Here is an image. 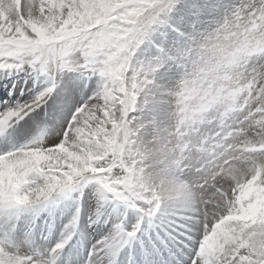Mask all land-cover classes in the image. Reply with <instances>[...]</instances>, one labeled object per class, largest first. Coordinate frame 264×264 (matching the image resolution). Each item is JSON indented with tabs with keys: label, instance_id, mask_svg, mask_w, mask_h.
Segmentation results:
<instances>
[{
	"label": "snow or ice",
	"instance_id": "snow-or-ice-1",
	"mask_svg": "<svg viewBox=\"0 0 264 264\" xmlns=\"http://www.w3.org/2000/svg\"><path fill=\"white\" fill-rule=\"evenodd\" d=\"M14 72L35 91L0 95V264H145L164 224L190 264H264V0H0Z\"/></svg>",
	"mask_w": 264,
	"mask_h": 264
},
{
	"label": "rangeland",
	"instance_id": "rangeland-1",
	"mask_svg": "<svg viewBox=\"0 0 264 264\" xmlns=\"http://www.w3.org/2000/svg\"><path fill=\"white\" fill-rule=\"evenodd\" d=\"M5 91L11 94L12 102L17 100L22 102L30 95L34 94L35 89L26 73L14 72L8 76L0 75V95H3ZM70 214V210L63 214L60 212L56 214L58 228L63 226ZM117 215V213H113L112 220L107 224H98L94 226V231L86 226L82 229L78 236L79 244L76 246L79 255H86V250L91 247V244L94 243L96 239H99L101 235L107 232ZM134 221L135 215L130 213L129 223L131 224ZM165 228L168 233H171V236L165 234ZM159 237H163L167 243H162ZM51 238L54 240L58 238V231H54ZM149 248L152 249L151 264H190L191 246L179 232L174 231L173 227H169L167 224H164L160 229L153 230L151 239L146 236L144 245L137 244L135 246L134 252L142 250L145 264H148L147 249ZM125 255L127 256V253Z\"/></svg>",
	"mask_w": 264,
	"mask_h": 264
},
{
	"label": "clouds",
	"instance_id": "clouds-1",
	"mask_svg": "<svg viewBox=\"0 0 264 264\" xmlns=\"http://www.w3.org/2000/svg\"><path fill=\"white\" fill-rule=\"evenodd\" d=\"M185 99L188 100V102L191 103H198L199 101L193 96V97H186Z\"/></svg>",
	"mask_w": 264,
	"mask_h": 264
},
{
	"label": "bare ground",
	"instance_id": "bare-ground-1",
	"mask_svg": "<svg viewBox=\"0 0 264 264\" xmlns=\"http://www.w3.org/2000/svg\"><path fill=\"white\" fill-rule=\"evenodd\" d=\"M51 242H53V243H54V242H55V240H54L53 238H51Z\"/></svg>",
	"mask_w": 264,
	"mask_h": 264
}]
</instances>
